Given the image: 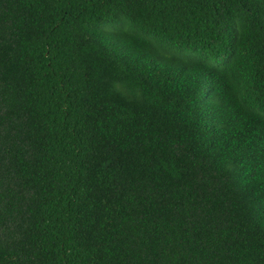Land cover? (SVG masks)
Here are the masks:
<instances>
[{"label": "trees", "instance_id": "16d2710c", "mask_svg": "<svg viewBox=\"0 0 264 264\" xmlns=\"http://www.w3.org/2000/svg\"><path fill=\"white\" fill-rule=\"evenodd\" d=\"M0 264H264V0H0Z\"/></svg>", "mask_w": 264, "mask_h": 264}]
</instances>
